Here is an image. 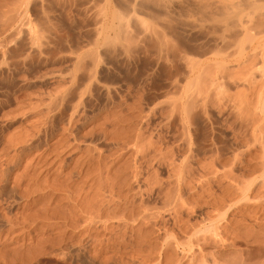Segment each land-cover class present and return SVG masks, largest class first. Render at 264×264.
<instances>
[{"label":"rangeland","instance_id":"374dc122","mask_svg":"<svg viewBox=\"0 0 264 264\" xmlns=\"http://www.w3.org/2000/svg\"><path fill=\"white\" fill-rule=\"evenodd\" d=\"M71 113L103 156L79 181L54 157ZM0 183V264H264V0H0Z\"/></svg>","mask_w":264,"mask_h":264},{"label":"bare ground","instance_id":"6f19581e","mask_svg":"<svg viewBox=\"0 0 264 264\" xmlns=\"http://www.w3.org/2000/svg\"><path fill=\"white\" fill-rule=\"evenodd\" d=\"M65 92H66V91H65ZM67 92H68V91H67ZM66 94H67V93H66ZM70 94H71V93H70ZM81 95H82V94H81ZM65 96H66V95H65ZM65 96H62V97H64V99H67V98H65ZM68 97H69V96H68ZM62 101H63V99H61V102H62ZM64 101H66V100H64ZM64 101H63V103H64ZM80 101H81V99H80ZM63 103H62V104H63ZM67 103H68V102H67ZM80 104H81V103H80ZM186 105H187V104H186ZM72 110H73V109H72ZM75 112H76V111H75ZM75 112H73V113H75ZM71 114H72V113H71ZM72 115H74V116H71V117H70L71 119H69V120L65 119V120H67V122H68V125H67V123L65 124V126L67 125V128L64 127L63 130L60 129V130L62 131V138H61L62 142H60V143L58 144L59 146H62V145H60V144L63 143V141H65V145H64V146H65L66 149H68V150H66V149L64 148V146H63V148H64L67 152H58V153H55V154H54V157H56V160L58 161V163H59V162H60V164L62 163V165H63V166H61L62 168H65V167H68V166H69V168L72 167V168H71L72 171H75V172H76V176H77L78 178H77L75 175H73L74 173H72V172H71V173L69 172L71 175H70V174H66V175H65L66 178H68L67 175H68V176L70 175L69 177H70V180H71V181L68 180L69 178L67 179L68 181H67V180H66V181H67V182L70 181L71 183H73V182H72L73 179L76 180L75 177L77 178V180H78V179L84 180V179H82V177H85V176L87 175V174H86V171H87V170H88V172H89V169H88V168H89L90 164L92 163V161H97V160H98V158H97L96 160L94 159V158H95L94 156H96V155H95L96 153L94 154V153H93L94 151H91V152L93 153V154H91V152L89 151V150H91L90 147H88L89 149H88V148H85V149H84L83 146L81 145L82 143H81V141H80L81 139L79 138V134H78V133H75V126L78 125V124H77V123H78V120H76V119H72V117H73V118L75 117V114H72ZM68 116H69V115H68ZM60 117H61V116H60ZM62 117H63V116H62ZM76 118H77V115H76ZM45 120H46V119H44V121H45ZM53 120H55V119H53ZM44 121H43V122H44ZM48 121H49V122H47V120L45 121L46 124H44V123L42 124V123H41L40 125H38V126L34 125V126L31 128V132L33 133V135H32L33 137L30 136L31 134L29 135V134L26 133V135H25L26 138H25V136H24V138H23V137L21 138L23 142L20 140V141L17 143V145H18L19 143H20V144H24V145L27 144V145H25L24 147L22 146L20 151H22V152H25V151H26V153H27V150H28V149H30V150L32 149V150H33L34 147L36 146L35 143H38V142H40L43 138H45V136L47 135V132H48L49 130H52L51 128L54 126V125L52 124V122H53L52 119H50V120H48ZM59 121H61V119H60ZM59 121H58V122H59ZM63 122H65V121H63ZM115 122L117 123V121H115ZM115 122H113V123H115ZM116 123H115V126H116ZM52 125H53V126H52ZM112 125H113V124H112ZM46 126H47V127H46ZM54 127H55V126H54ZM33 128H34V130H32ZM53 131H54V130H53ZM53 131H50V132H53ZM50 132H49V134H50ZM104 132H105V131H104ZM49 134H48V135H49ZM104 134H105V133H104ZM106 134H107V132H106ZM27 135H28V137H27ZM43 136H44V137H43ZM70 137L72 138V140H71ZM125 137H126V136H125ZM138 137H139V136H138ZM29 138H31V139H29ZM23 139H24L25 141H24ZM115 139H117V138H115ZM140 139H141V138L139 137V138L137 139V142H138ZM117 140H118V139H117ZM121 141H122V140L120 139V142H121ZM140 141H141V140H140ZM21 142H22V143H21ZM79 142H80L81 144H79ZM118 142H119V141H118ZM120 142H119V143H120ZM70 143H71V144H70ZM40 144H41V142H40L38 145H40ZM58 145H57V146H56V145H53V146H50V147L47 146V149H46V150H44V151L42 150L43 153L41 154V157H39V158H40L39 160H40V162L44 160L43 163H42L43 165H45L46 163H49V162H48V157H47V156H49L48 152H49V151L52 152V150H54V151L56 152V148H58ZM119 145H122V144H119ZM134 145H135V144H134ZM140 145H141V142H140ZM20 146H21V145H20ZM20 146H19V147H20ZM26 146H27V147H26ZM55 146H56V147H55ZM123 146H124V145H123ZM136 146H137V145H136ZM37 147H38V146H37ZM85 147H87V146H85ZM121 147H122V146H121ZM125 147H126V145H125ZM134 147H135V146H134ZM117 148H118V147H117ZM136 148H137V147H136ZM138 148H139V147H138ZM119 149H120V148H119ZM30 150H29V151H30ZM138 150H139V149H138ZM138 150H136V152H138V153H137L138 155H139V153L143 152L141 149H140V150H141L140 152H139ZM54 151H53V153H54ZM57 151H58V150H57ZM71 151H72L71 155L69 154V157L64 158V155L67 153V156H68V153H70ZM121 151H122V150H121ZM17 152H19V149H18ZM22 152H21V153H22ZM76 152H77V153H76ZM49 153H50V152H49ZM78 153L81 154V155H83L84 157L80 158V155H79V159L77 158L76 161L74 160L75 162H73L74 157L77 156ZM19 154H20V152H19ZM51 154H52V153H50V156L52 157L53 155H51ZM122 154H123V152H122ZM55 155H56V156H55ZM93 155H94V156H93ZM100 155H101V154H100ZM100 155L98 154V156H96V157H99ZM138 155H136V156H138ZM15 156L17 157V155H15ZM15 156H14V159H16ZM18 156H19V155H18ZM20 156H23V155L21 154ZM101 156H102V155H101ZM121 156H122V155H121ZM65 157H66V156H65ZM102 157H103V156H102ZM134 157H135V156H134ZM134 157H133V158H134ZM139 157H141V155H140ZM49 158H50V157H49ZM52 158H53V157H52ZM72 158H73V159H72ZM137 158H138V157H137ZM18 159H19V157H18ZM18 159H16V160L18 161ZM36 159H37V158H36ZM100 159H102V158H100ZM134 159H135V158H134ZM140 159L143 160L142 158H140ZM37 160H38V159H37ZM49 160H50V159H49ZM69 160H70V162H69ZM138 160H139V159H137V161H138ZM50 161H51V160H50ZM135 161H136V160H134V162H135ZM44 162H46V163L44 164ZM54 162H55V161H54ZM138 162H139V161H138ZM15 163H16V162H15ZM34 163H36V162H34ZM37 163H38V162H37ZM96 163H97V162H96ZM96 163H95V164H96ZM40 164H41V163H40ZM42 164H41V165H42ZM36 165H37V164H36ZM72 165H73V166H72ZM91 165H94V164H91ZM135 165H136V164H135ZM135 165H134V166H135ZM33 166H35V164H34ZM45 166H46V165H45ZM36 167H37V166H36ZM39 167H40V165H39ZM39 167H37V170H38ZM90 167L92 168V166H90ZM134 168H135V169H134ZM134 168H132V170L139 171L138 168H137L138 170L136 169V167H134ZM34 169H35V168H34ZM46 169H47V168H46ZM49 169H51V168H49ZM127 169H129V168H127ZM37 170L35 169V171H37ZM140 170H141V168H140ZM51 171H52V169H51ZM99 171H100V170H99ZM99 171H98V173H101V172H102V170H101V172H99ZM128 171H130V169H129ZM135 171H134L133 173H136ZM32 172H33V171H32ZM45 172H46V171H45ZM122 172H123V171H122ZM126 172H127V171H126ZM126 172H124L125 175L127 174ZM131 172H132V171H131ZM34 173H36V172H34ZM42 173H43V172H42ZM120 173H121V172H120ZM133 173H131V174H132L133 177H134V174H133ZM140 173H142V171L139 172V174H140ZM27 174H28V173H27ZM38 174L41 175V173H38V172H37V177L35 176L36 174H35V175L33 174V177L35 176V178L38 179V176H39ZM45 174H46V173H45ZM47 174H48V172H47ZM84 174H86V175L84 176ZM118 174H119V172H118ZM118 174H117V176H118ZM122 174H123V173H121V174H119V175H122ZM128 174H129V172H128ZM128 174H127V177L130 179V175L128 176ZM62 175H63V173H62ZM125 175H124V176H125ZM179 175H180V174H179ZM42 176H43V175H42ZM122 176H123V175H122ZM33 177H32V175H31V178H30V176H29V177H28V181H30V179L32 180ZM39 177H41V176H39ZM63 177H64V176H63ZM118 177H119V176H118ZM125 177H126V176H125ZM127 177H126V178H127ZM135 177H136V174H135ZM138 177H141V176H138ZM180 177H181V176H180ZM115 178H116V177H115V174H114V180H117L118 183H117V182H116V183L119 184L120 186L116 184L117 186L115 187V185L113 186V185L111 184V185H110L111 188H109V190L111 191L110 193H112V194H110V195H111V196L113 195L114 199H116V196H114L115 194L118 195V197H121V191H124V190L126 189V188H125L124 190H121V189H122V186L124 187V185H125L126 183H128V179H127V182L125 181L126 179H122V180H124V181H122V180L120 181V179H119V181H120V183H119L118 179H117V178L115 179ZM119 178H122V177L120 176ZM131 178H132V177H131ZM37 179H33V182H37ZM35 180H36V181H35ZM74 180H73V181H74ZM77 180H76V181H77ZM131 180L133 181V178H132ZM134 180H135V179H134ZM152 180H153V179H152ZM3 181H5V180H3ZM64 181H65V180H64ZM76 181H74V183H75ZM78 181H79V180H78ZM108 181H109V179H108ZM132 181H131V182H132ZM136 181H139V179H138V180L136 179L135 182H136ZM5 182H6V181H5ZM112 182H113V181H112ZM124 182H126V183H124ZM129 182H130V181H129ZM131 182H130V184L132 185ZM150 182H152V181H150ZM2 183H3V182H2ZM2 183H0V184L2 185ZM6 183H7V182H6ZM6 183H5V185H6ZM14 183H15V182H14ZM17 183H18V182H17ZM17 183H16V184H17ZM28 183H29V182H28ZM28 183H26V184H28ZM38 183H39V184H38ZM60 183H61V182H60ZM60 183H58V184H60ZM71 183H69V184H70L71 187H72V184H71ZM83 183H84V182H83ZM109 183H110V182H109ZM123 183H124V185H123ZM177 183H178V181H177ZM35 184H36V183H35ZM41 184H42V182H41ZM41 184H40V182H37V186H35V187L37 188L38 185H39V187H40ZM46 184H47V183H46ZM63 184L65 185V182H64ZM69 184H68V188H66L65 186H64L63 188H66L65 190H68L69 187H70ZM106 184H107V183H106ZM113 184H114V183H113ZM121 184H122V186H121ZM133 184H134V182H133ZM135 184H136V183H135ZM148 184H149V183H148ZM150 184H151V183H150ZM5 185L3 184V186H5ZM7 185H8V183H7ZM17 185H18V184H17ZM17 185H15V186H16V189H17L18 187H20V184L18 185V187H17ZM23 185H24V184H23ZM42 185H44V183H43ZM53 185H54V184H52V186L50 185L52 189H53ZM55 185H57V183H56ZM55 185H54V186H55ZM127 185H128V184H127ZM3 186L1 187V189L3 188ZM28 186H30V184H28ZM28 186H27V187H28ZM45 186H46V185H44L43 187H45ZM58 186H59V185H57V187H58ZM66 186H67V183H66ZM110 186H109V187H110ZM112 186H113V187H112ZM5 187H6V186H5ZM25 187H26V186H25ZM43 187L41 186L40 188L43 189ZM46 187H48V185H47ZM55 187H56V186H55ZM55 187H54L53 190H55ZM60 187H61V185H60ZM60 187H59V188H60ZM71 187H70V189H72L71 191H72V192L75 191V194L72 193L71 191H70L71 193H70L69 191H67V192L70 193L71 195H72V194H73V196L76 195V194L78 195V193L81 192V190H80V191L78 190L80 186H79L76 190H75L73 187H72V188H71ZM127 187H129V186H127ZM130 187H131V186H130ZM132 187H133V186H132ZM134 187H135V186H134ZM180 187H181V186H180ZM29 188H30V187H29ZM29 188H27V189H29ZM59 188H58V191H64V189H63V190L61 189L62 187H61L60 189H59ZM107 188H108V187H107ZM153 188H154V187H153ZM153 188H152V189H153ZM249 188H250V187H249ZM1 189H0V190H1ZM3 189H4V188H3ZM3 189H2V190H3ZM6 189L8 190V186H7ZM6 189H4V190H5L4 192H5V194L7 195V193H6L7 191H6ZM12 189H13V188H12ZM27 189H26V190H27ZM37 189H38V188H37ZM45 189H46V188H45ZM105 189H106V188H104V190H105ZM131 189H133V188H131ZM150 189H151V188H150ZM152 189H151V190H152ZM19 190H23V189H19ZM24 190H25V189H24ZM24 190H23V191H24ZM34 190H35V189H34ZM53 190H52V191H53ZM77 190H78V192H76ZM82 190H83V189H82ZM127 190H128V189H127ZM127 190H126V191H127ZM148 190H149V188H148ZM151 190H150V191H151ZM204 190H205V189H204ZM261 190H262V189H261ZM9 191L12 192V190H8V194H9ZM17 191H18V189H17ZM23 191H22V192H23ZM27 191H29V190H27ZM40 191H41V192H39L38 190H35V192L42 193V190H40ZM43 191H44V189H43ZM46 191H47V190H46ZM56 191H57V189H56ZM107 191H108V190H107ZM152 191H153V190H152ZM243 191H244V190H243ZM1 192H3V191H1ZM4 192H3V193H4ZM15 192H16V191H15ZM32 192H34V191H32ZM35 192H34V193H35ZM67 192L65 191V194H64V195L68 194ZM105 192H106V191H105ZM248 192H249V191H248ZM262 192H263V191H262ZM16 193H17V192H16ZM20 193H21V191H20ZM20 193H19V194H20ZM34 193H32V194H34ZM43 193H44V195H45V192H43ZM48 193L50 194V192H48ZM54 193H55V192H54ZM107 193H108V192H107ZM131 193H132V192H131V190H130V194H131ZM149 193H150V192H149ZM21 194L24 195L23 193H21ZM27 194H28V192L26 193V195H27ZM35 194H36V193H35ZM35 194H34V195H35ZM37 194H38V193H37ZM49 194H47L46 197H47ZM58 194H59V193H58ZM98 194H100V193H98ZM108 194H109V193H108ZM30 195H31V194H30V192H29V196L27 195V197H31ZM41 195H42V194H41ZM51 195H52V192H51V194H50L49 197H51ZM53 195H55V194H53ZM62 195H63V194H62ZM64 195H63V196H64ZM94 195H95V194H94ZM101 195H102V194H101ZM104 195H105V194H103L102 196H104ZM110 195H109V196L107 195L108 198L111 197ZM4 196H5V195H4ZM32 196H33V195H32ZM73 196H72V197L70 196V197L73 199V198H74ZM97 196H98V195H97ZM97 196H96V197H97ZM102 196H101V197H102ZM27 197L24 196V198H26V201H27ZM35 197H36V195H35ZM39 197H40V195H39ZM52 197H53V196H52ZM55 197H56V195H55ZM70 197H69V194H68V198H70ZM79 197H80V196H79ZM79 197H78V198H79ZM96 197H95V198H96ZM99 197H100V196H99ZM113 197H112V198H109V201H110V200L112 201V200H113ZM118 197H117V198H118ZM8 198H9V197H8ZM22 198H23V196H22ZM32 198H33V197H32ZM32 198H31V199H32ZM43 198H44V197H43ZM43 198L41 197V199H43ZM66 198H67V197H65V199H66ZM71 198H70V199H71ZM76 198H77V197H76ZM105 198H106V197H105ZM122 198H123V197H122ZM127 198H129V197H126V199H125V196H124V201H125V200H128ZM33 199H34V198H33ZM37 199H38V197H37ZM46 199H47V198H46ZM46 199H45V200H46ZM49 199H50V198H48V201H46L47 203L49 202ZM53 199H54V198H53ZM56 199L58 200L57 197H56ZM70 199H67V200H70ZM38 200H39V199H38ZM54 200H55V199H54ZM62 200H63V199H62ZM93 200H94V199H93ZM102 200H103V202L107 201V200H104V197H103ZM102 200H101V201H102ZM117 200H118V199H117ZM119 200H120V199H119ZM28 201H29V198H28ZM28 201H27V202H28ZM31 201H32V200H30V202H31ZM34 201H36V200L34 199ZM59 201H60V202H59ZM59 201H56V203L59 202V203H57L58 206H59V204L61 203V200H59ZM71 201H72V200H71ZM98 201H99V200H98ZM111 201H110V202H111ZM113 201H115V200H113ZM124 201H123V202H124ZM129 201H130V200H128L127 202H129ZM131 201H132V200H131ZM27 202H26V203H27ZM32 202H33V201H32ZM32 202H31V203H32ZM38 202H39V201H38ZM54 202H55V201H53V203H54ZM66 202H67V201H66ZM72 202H75V203H76L75 200L72 201ZM90 202H91V201H90ZM110 202H109V203H110ZM127 202H124V203L127 204ZM214 202H215V201H214ZM43 203H44V202H43ZM94 203H96V202H94ZM101 203H102V202L98 203V207H96V208L101 209V207H104L105 203H106V206L108 205L107 202L103 203L104 205L101 204ZM120 203H121V202H120ZM120 203H118V204H120ZM29 204H30V203H29ZM32 204H34V203H32ZM57 204H56V205H57ZM88 204H89V203H88ZM88 204H87V206H88ZM110 204H111L110 206H112L113 203H110ZM114 204H115V203H114ZM114 204H113V205H114ZM125 204H123V205L126 207L127 205H125ZM129 204H130V203H128V205H129ZM131 204H132V202H131ZM203 204H204V203H203ZM220 204H221V203H220ZM26 205H27V204H26ZM42 205H43V204H42ZM45 205H46V203H44V206H43L44 209H45V207L47 208V206H49L48 204H47V206H45ZM75 205H76V204H75ZM89 205H90V204H89ZM92 205H93V204H92ZM99 205H101V207H100ZM102 205H103V206H102ZM123 205H122V207H123ZM196 205H197V204H196ZM2 206H3V205H2ZM16 206H17V205H16ZM34 206H35V204H34ZM58 206H55V207H57V208H59V210H61V209H60V206H59V207H58ZM78 206H79V205L77 204V207H78ZM95 206H97V205H95ZM95 206L93 205L94 209H93V208H90V209H89V208L87 207L88 209H87L86 212H88V210L90 211V210L92 209V210H91V211H92V214H91V215H89L91 212H90V213L88 212V215H86V216L83 215V214L80 213V212H79V213L83 215V216L81 215L82 217L85 216L86 219L90 216L88 219L91 218V219L96 220V219L99 217V216H98V217H96V216H97L98 214L101 215L100 212H102V210H101V211H99V210H98V211H95V212H96L95 214L98 213L96 216H95V214H94V216H95V218H96V219H95V218L93 217V213H94L93 210H95ZM106 206H105V207H106ZM116 206H117V205H116ZM120 206H121V205H120ZM131 206H132V205H131ZM182 206H183V205H182ZM184 206H185V205H184ZM184 206H183V207H184ZM203 206H204V205H203ZM17 207H18V206H17ZM31 207H33V206L31 205ZM50 207H52V206H49V208H50ZM75 207H76V206H75ZM80 207H81V206H80ZM91 207H92V206H91ZM99 207H100V208H99ZM105 207L103 208L104 210H106ZM117 207H119V206H117ZM125 207H124V208H125ZM127 207H129V206H127ZM22 208H24V206H23ZM26 208H27V206H26ZM106 208H107V207H106ZM119 208H120V207H119ZM44 209H43V211H44L45 213L42 214V215H40V216H44V217H45V215H47V214H46V211H45L46 209H45V210H44ZM53 209H54V208H53ZM53 209L51 208L52 212L48 211V212H50L49 215H50L51 219H52V217L54 216V215L52 216ZM63 209H64V208H63ZM66 209H67V208H66ZM107 209H108V208H107ZM122 209H123V208H121V210H122ZM125 209H127V208H125ZM125 209H123V210H125ZM134 209H135V208H134ZM182 209H183V208H182ZM47 210H48V209H47ZM57 210H58V209H56V211H55V209H54L55 212H57ZM59 210H58V212H59ZM78 210L81 211V209H79V207H78ZM82 210H83V209H82ZM85 210H86V208L84 209V211H85ZM96 210H97V209H96ZM104 210H103V211H104ZM123 210H122V211H123ZM41 211H42V210H41ZM43 211H42V212H43ZM64 211H65V210H64ZM71 211L74 212L73 207H72V210H71ZM68 212H69V211H68ZM82 212H83V211H82ZM110 212H111V211H110ZM69 213H70V212H69ZM69 213H68L67 215H69ZM77 213H78V212H77ZM77 213H76V215H77ZM79 213H78V214H79ZM83 213H85V212H83ZM103 213H104V212H103ZM106 213H107V212H106ZM176 213H177V212H176ZM39 214H41V213H39ZM57 214H58V213H56L55 215H57ZM74 214H75V212L73 213V215H74ZM85 214H86V213H85ZM109 214H110V213H109ZM23 215H24V217H25V214H23ZM29 215H30V214H29ZM58 215H59V214H58ZM60 215H62V214L60 213ZM64 215H65V214H64ZM73 215L70 214L71 217H72ZM19 216H21V214H20ZM32 216H33V215H32ZM65 216H66V215H65ZM70 216H69V218H68V221H69V219H70ZM77 216H79V218L81 217L80 215H77ZM77 216L74 215V217L78 219ZM105 216H107V215H105ZM129 216H130V215H129ZM145 216H146V214H145ZM3 217H4V216H3ZM5 217H6V216H5ZM5 217H4V218H5ZM22 217H23V216H22ZM22 217H21V218L19 217V218H20V219H25V218H27V217H25V218H22ZM50 217L47 216V218L45 217L46 219L43 218V220H45V221L47 220V221H48V219H50ZM54 217L56 218V216H54ZM54 217H53V219H54ZM60 217H61V216H60ZM67 217H68V216H67ZM85 217H84L83 219H85ZM101 217H102V215H101ZM4 218H3V219H4ZM16 218H18L17 215H16ZM19 218H18V220L15 219L14 222L17 221V223H18V222L20 223ZM29 218H30V217H28L27 219H29ZM37 218H38V217H37ZM41 218H42V217H41ZM62 218H64V216H63ZM72 218H73V217H72ZM72 218H71V219H72ZM120 218H121V217H120ZM143 218H145V217H143ZM30 219H31V218H30ZM51 219H50V220H51ZM58 219H59V218H58ZM66 219H67V218H66ZM80 219H81V218H80ZM83 219H82V220H83ZM91 219H90V220H91ZM98 219H99V218H98ZM25 220H26V219H25ZM34 220H35V219H34ZM50 220H49V221H50ZM62 220H63V219H62ZM73 220L75 221L74 218H73ZM94 220H91V222H92V221L94 222ZM101 220H102V219H101ZM112 220H113V219H112ZM38 221H39V220H38ZM40 221H41V219H40ZM45 221H44V222H45ZM86 221H87V220H86ZM23 222H24V221H23ZM23 222H22V225L24 226V223H23ZM64 222H65V221H64ZM69 222H70V221H69ZM75 222H76V221H75ZM77 222H78V221H77ZM88 222H90V221H88ZM120 222H121V221H120ZM7 223H8V222H7ZM34 223H36V222H34ZM45 223L48 224L47 222H45ZM71 223H72V221H71ZM109 223H110V222H109ZM176 223H177V222H176ZM13 224H15V223H13V219H12V226H13ZM42 224H43V223H42ZM73 224H74V223H73ZM111 224H112V223H111ZM237 224H238V223H237ZM15 225H16V224H15ZM20 225H21V224H20ZM33 225H34V224H33ZM38 225H39V224H38ZM38 225H35V226L37 227ZM66 225H67V224H66ZM76 225H77V224H76ZM116 225H117V224H116ZM7 226H8V225H7ZM9 226H10V225H9ZM12 226H11V227H12ZM47 226H48V225H47ZM54 226H55V225H54ZM38 227H39V226H38ZM40 227H41V226H40ZM40 227H39L38 231L40 230ZM186 227H187V226H186ZM72 228H73V227H72ZM233 228H234V227H233ZM3 229H4V228H3ZM9 229H10V228H9ZM12 229H13V227H12ZM12 229H11V230H12ZM22 229H23V228H22ZM36 229H37V228H36ZM185 229H186V228H185ZM32 230H33V229H32ZM34 230H35V227H34ZM99 230H100V229H99ZM82 231H83V230H82ZM214 231H215V230H214ZM10 232H11V231H10ZM27 232H28V231H27ZM41 232H42V231H41ZM94 232H95V231H94ZM179 232H180V231H179ZM38 233H39V232H38ZM26 234H27V233H26ZM65 234H66V233H65ZM2 235H3V234H2ZM9 235H10V234H9ZM24 235H25V234H24ZM60 235H61V234H60ZM29 236H31V235H29ZM257 236H258V235H257ZM7 237H8V236H7ZM33 237H34V236H33ZM58 238H59V237H58ZM257 238H258V237H257ZM0 239H1V236H0ZM61 239H62V238H61ZM7 240H8V239H7ZM11 240H12V239H11ZM5 242H6V241H5ZM174 242H175V241H174ZM2 244H3V243H2ZM58 245H59V244H58ZM166 256H168V255H166ZM167 260H168V259H167ZM167 260H165V261L167 262ZM166 262H165V263H166ZM168 262H169V261H168ZM168 262H167V264H168ZM172 262H173V261H172ZM172 262L169 263V264H172ZM190 263H191V262H190Z\"/></svg>","mask_w":264,"mask_h":264}]
</instances>
